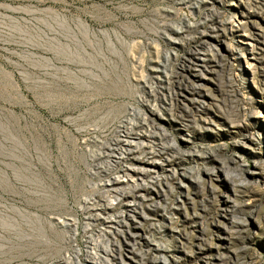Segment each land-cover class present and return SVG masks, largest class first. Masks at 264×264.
Masks as SVG:
<instances>
[{
  "label": "rangeland",
  "instance_id": "rangeland-1",
  "mask_svg": "<svg viewBox=\"0 0 264 264\" xmlns=\"http://www.w3.org/2000/svg\"><path fill=\"white\" fill-rule=\"evenodd\" d=\"M0 264H264V0H0Z\"/></svg>",
  "mask_w": 264,
  "mask_h": 264
},
{
  "label": "bare ground",
  "instance_id": "bare-ground-1",
  "mask_svg": "<svg viewBox=\"0 0 264 264\" xmlns=\"http://www.w3.org/2000/svg\"><path fill=\"white\" fill-rule=\"evenodd\" d=\"M196 2V1H195ZM198 5V4H197ZM244 16V15H243ZM225 22H228V21H225ZM222 28V27H221ZM217 29V28H216ZM220 34V33H219ZM225 34V33H224ZM206 59L204 58H200V61L201 62H204ZM195 63H197V62H195ZM198 67H199V69H198V71L200 72V73H204V68L206 67L205 65H203V64H201L200 62H199V64H198ZM205 76V75H204ZM207 76V75H206ZM205 78H208V77H205ZM151 114L152 115H155L156 113L155 112H151ZM153 120V119H152ZM140 139V138H139ZM124 141H126V140H124ZM132 142V141H131ZM127 143H129L128 142V140H127ZM126 143V144H127ZM130 144V143H129ZM131 145V144H130ZM131 151V150H130ZM164 159V158H163ZM158 162V161H157ZM156 161H152L151 162V164L149 165H145V166H140V167H136V171H135V174L134 175H132V176H130V177H132V181H139V180H142L143 181V179L145 178V177H147V176H149V175H151V174H155V173H158L159 174V172H160V169L158 168V167H156V165L157 164H160V163H157ZM161 162V161H160ZM162 163V162H161ZM163 163H164V161H163ZM161 165V164H160ZM158 166V165H157ZM161 166H164V164H162ZM130 167V166H129ZM134 170V169H133ZM166 170V169H165ZM129 174V173H128ZM131 174V173H130ZM126 176V175H125ZM154 176V175H153ZM158 177H159V175H158ZM153 180V179H152ZM118 182H120V181H118ZM116 183L117 182H113V183H110L109 184V186H110V190H114V189H116ZM137 183V182H136ZM138 185V184H137ZM119 189V188H118ZM139 189V188H138ZM144 193V192H143ZM139 196H141L140 198H142L143 200H145V198H146V195L144 196V195H139ZM152 199V198H151ZM141 201V200H140ZM139 202V201H138ZM143 202V201H142ZM141 204V203H140ZM130 205V204H129ZM133 208H134V206L133 205H131ZM138 207V206H137ZM135 209V208H134ZM137 209V208H136ZM130 210V209H129ZM138 210V209H137ZM135 215V214H134ZM130 216V215H129ZM134 217V216H133ZM145 218V217H144ZM137 220V219H136ZM139 222V221H138ZM140 224V223H139ZM138 226V225H137ZM120 229H122V228H120ZM112 231V230H111ZM115 231H117V233L119 232V229L118 228H115ZM127 231V230H126ZM124 232V231H123ZM133 232V231H132ZM123 236V235H122ZM130 236L135 240V239H138V238H140V236H141V234L139 233V232H133V234H131L130 233ZM126 238V237H125ZM136 243V242H135ZM127 244H129V246H130V244H131V242H128L127 241ZM130 249H131V247H128V252L130 251ZM92 258V257H91ZM128 258H131V257H128ZM90 261V260H89ZM125 261V260H124ZM94 262V261H93Z\"/></svg>",
  "mask_w": 264,
  "mask_h": 264
}]
</instances>
